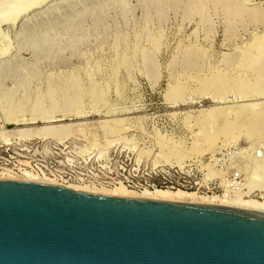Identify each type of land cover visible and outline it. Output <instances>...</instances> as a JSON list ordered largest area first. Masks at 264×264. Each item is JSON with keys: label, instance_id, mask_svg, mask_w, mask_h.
Here are the masks:
<instances>
[{"label": "rangeland", "instance_id": "1", "mask_svg": "<svg viewBox=\"0 0 264 264\" xmlns=\"http://www.w3.org/2000/svg\"><path fill=\"white\" fill-rule=\"evenodd\" d=\"M29 167L247 191L264 171V0H0V172Z\"/></svg>", "mask_w": 264, "mask_h": 264}, {"label": "water", "instance_id": "2", "mask_svg": "<svg viewBox=\"0 0 264 264\" xmlns=\"http://www.w3.org/2000/svg\"><path fill=\"white\" fill-rule=\"evenodd\" d=\"M0 264H264V213L0 179Z\"/></svg>", "mask_w": 264, "mask_h": 264}, {"label": "bare ground", "instance_id": "3", "mask_svg": "<svg viewBox=\"0 0 264 264\" xmlns=\"http://www.w3.org/2000/svg\"><path fill=\"white\" fill-rule=\"evenodd\" d=\"M38 5L40 4L38 3ZM38 5H36L35 7H37ZM54 129L57 130L55 125L49 126V128H46L45 130L46 131L48 130L52 133ZM64 129L66 128L64 127ZM50 175L51 176H48L46 173L42 171L34 170L33 168L30 169L19 168L18 171L12 168H3L0 172V179L61 185L76 192L101 194V195L113 196V197L145 198V199L168 201L175 203L203 204V205L228 207L237 210L264 213V197L260 196L255 198L252 196L255 190L262 191L264 189V171L262 170V167L261 170L259 167H255L252 169L251 175L253 176V182L251 186L248 185L249 189L247 191L232 196H230L231 194L229 195L226 193L220 195L200 194L197 191H186L184 189H179V188L160 189V188L144 187L139 190H130L122 182L114 183L111 185V187H105L101 185L100 188L96 187L95 184H89V185L83 184L84 186H82L81 184H79L81 186L72 185V184L68 185L57 181L56 179L57 176L54 172H50Z\"/></svg>", "mask_w": 264, "mask_h": 264}]
</instances>
